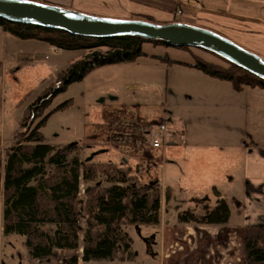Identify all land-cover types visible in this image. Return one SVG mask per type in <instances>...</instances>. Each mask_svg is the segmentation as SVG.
<instances>
[{
  "label": "rangeland",
  "instance_id": "obj_1",
  "mask_svg": "<svg viewBox=\"0 0 264 264\" xmlns=\"http://www.w3.org/2000/svg\"><path fill=\"white\" fill-rule=\"evenodd\" d=\"M178 22L207 29L202 27L200 23H192L183 18L179 19ZM212 32L235 43L232 38L225 37V35L215 31ZM235 44L238 45L237 43ZM143 46L144 52H151L153 50L151 45L145 44ZM239 47L253 53L242 46ZM50 52L47 50L41 51L33 55L30 60H18V63L15 60H10L8 57L0 55V180H2V168L4 167L6 149L12 143L24 109L43 90L54 83L58 73L66 69L71 62L78 60L73 57L69 59L70 55L67 58L64 56L65 54L57 53L56 55H52ZM164 52H167L170 59L178 62L192 63L191 55L193 54L207 62L223 67L226 66L217 57L199 49H190V52H186L162 47V49L154 51L156 54H163ZM260 58L262 59V57ZM145 59L147 60L144 63L149 66L152 63L151 59ZM262 60L264 61V59ZM141 62L142 60L139 63ZM115 66L123 67V69L116 68ZM157 67H145L142 72H137L138 70H135L132 65L105 66L93 70L81 82L70 85L50 105L49 111H52L62 103L71 100L65 109L53 113L41 129L43 143L56 147L76 145L82 169L93 163L109 164L120 162L121 159L115 155H111L110 150L103 144L107 143V139L113 135V140L125 145L123 142L126 140L123 141L120 138L122 135L120 131H116L114 128L123 131L126 126L131 124L135 126L134 115H132L135 112L129 107L136 106L140 107L137 109V116L139 115L140 119H143L142 121L145 123L149 121L163 123L171 135L175 132L174 128L177 126H182L186 135H196V127L202 125L204 130H206L205 135L216 134L217 137L226 139L225 144L227 148L233 147L231 141L234 139H236V142H239V145L244 147L246 145L253 146V136L264 137V91L247 88L240 93H236L229 83L211 79V83L215 85L209 87L208 102L205 101L204 107L201 109L197 99L193 98L191 102L188 101L187 103L186 101V103H183L182 99L177 97L174 91V87L182 88L180 85H186V82L182 81L184 77L182 75L184 72L181 68L182 66H173L171 70H169L170 67H158V69ZM171 73H178V79L171 84V88L169 89L170 83L168 84V82ZM168 92L174 94L176 98L168 96ZM116 106L125 107L126 109L124 110L127 112L122 114L121 109L123 108H116ZM128 115H131L132 119ZM199 117L202 118L199 119ZM116 132L119 133L116 134ZM130 144H132L130 151L135 152V149H137L136 142L133 141ZM147 151L150 152V158H154L157 155L156 159L144 161L149 169H146L141 164L134 163L131 159L126 164L129 168H132L127 171L131 182L135 181L139 186L153 184L152 187H156V183L154 182L158 183V181L152 176L150 167L160 160L159 157L163 152L162 150ZM162 157L165 159L162 158L161 166L165 164V161H169L168 154ZM240 167L241 170L236 175V177L238 176L236 184L240 183L241 187L244 188L245 178L243 173L245 171L242 168L243 163L240 164ZM164 174L168 179V171L159 172L160 176ZM93 185L102 188L107 187L109 184L102 175H97L96 179L90 182H86L80 178L79 198L83 199L84 189ZM221 188L226 196L231 192L227 187L221 186ZM210 193H212L211 190ZM160 195H162L163 204L160 210L158 225L125 226L123 228L125 237L131 245V251L135 255L132 261H91L87 264H161L162 255L159 248V239L161 233H163L161 231L163 226L169 227L173 225L174 227V223H179L177 220L178 214L182 212L205 213V211L214 208L213 206L217 204L212 201L211 203L200 201V204H202L198 209H195V206L198 204L195 203L194 206L189 199L183 198L178 191L169 195L167 200L164 193L161 192ZM82 203V200H80L77 208L79 220L78 249L73 251L56 250L51 256L42 260H32L29 258L23 237L17 235L5 236L3 234L1 229V206L0 264H66L72 257H77L78 264H83L81 254L85 224ZM227 204L229 205V203ZM230 205L232 207L233 218L229 226H238L235 224V220L237 219L235 218V206L232 203ZM244 228L240 232L229 231L225 235L226 238L223 236L216 240L213 233L203 235V239L207 238L211 241L209 245L212 252L205 258L207 260L205 264H241L243 258L242 234ZM202 237L197 240L194 238L193 240L195 241L191 240V238L180 241L183 248L179 247L180 252L178 253L184 257L185 262L180 263L179 261L177 263L179 259L174 262L175 260L167 257L165 264H199L203 258L198 257L200 260H197L196 253L202 247ZM165 239H167V235ZM169 242L166 241V245ZM174 246H169V248L172 249ZM181 260H183L182 257Z\"/></svg>",
  "mask_w": 264,
  "mask_h": 264
},
{
  "label": "trees",
  "instance_id": "obj_2",
  "mask_svg": "<svg viewBox=\"0 0 264 264\" xmlns=\"http://www.w3.org/2000/svg\"><path fill=\"white\" fill-rule=\"evenodd\" d=\"M0 30L20 41H38L58 50L85 53L80 60L72 62L58 73L54 83L24 109L12 143L6 149L2 168L0 208L2 206L3 234L23 237L27 254L32 260L46 259L56 250H77V208L82 200L85 224L82 263L132 261L135 255L123 228L158 225L159 189L131 182L127 170L119 169L111 163L92 164L82 169L76 145H46L43 143L41 129L53 113L65 109L71 100L49 111L52 101L70 85L81 82L93 70L105 66L135 64L139 59L148 57L142 49L145 44L173 47L162 41L135 37L110 40L83 38L61 31L11 24L1 19ZM174 49L190 52L187 47ZM191 56L192 63L172 60L167 54L150 58L168 68L184 66L210 79L227 82L236 93L247 88L264 91L263 80L218 56L213 55L224 62L225 67L193 54ZM97 175L104 176L109 186L86 187L83 199L79 198L80 178L90 182ZM228 219L229 209L224 201H219L205 215L182 212L177 217L179 223L202 225H225ZM242 241L241 264H264V226L245 227ZM66 264H78V258L72 257Z\"/></svg>",
  "mask_w": 264,
  "mask_h": 264
},
{
  "label": "crops",
  "instance_id": "obj_3",
  "mask_svg": "<svg viewBox=\"0 0 264 264\" xmlns=\"http://www.w3.org/2000/svg\"><path fill=\"white\" fill-rule=\"evenodd\" d=\"M29 1L61 7L94 17L119 20H136L137 18L144 21L147 19L149 22L158 25L176 23L179 19L183 18L192 23H200L202 27L221 33L225 35V37L232 38L239 46L252 51L264 59V0ZM178 12H180V14H178ZM0 44V55L8 57L10 60H15L16 63H18V60H30L33 55L44 50L48 52L51 51L50 53L52 55H56L57 53L65 54L64 56L67 58H69L70 55L69 59L73 57L80 60L84 56L83 51L67 52L54 49L43 42L20 41L9 35L3 34L1 30ZM152 48L153 50L151 52L143 51L148 55V57L145 58L167 54V52L163 54L154 53V51L160 48L162 49L160 46H152ZM53 49L55 52H52ZM145 58H141L135 64H131L135 70H138L137 72H142L145 67H165L152 58H150L152 63L148 66L144 63V61L147 60ZM140 60H142L143 63H139ZM115 67L123 69V67ZM172 68L173 67H170L169 70ZM181 68L184 70L182 73L184 76L182 81L186 82V85H184L185 87L180 85L182 88H178L177 86L174 87L177 97H180L183 103H186V101L187 103L188 101L191 102L192 99L195 98L198 100V104H200V108L202 109L209 96V87L215 84L211 83V79L198 71L184 66ZM177 76L178 73H171L169 76V89L171 88V84L177 81ZM166 80L168 81V79ZM167 94L170 97L176 98L175 95L170 92ZM117 107L123 108V106H116V108ZM129 108L135 112V114L132 113V115H134L133 120H135V126L133 124L126 126L123 131L114 128V130L120 131V134H122L120 138L123 139V141L126 140L123 142L125 145L113 140V135L109 137L107 139L108 142L103 145L110 150L111 155H115L121 159L120 162L111 163L117 166V168L130 170L132 167L129 168L126 163L128 160L132 159L134 163L141 164L146 169H149L144 161L156 159L157 155L154 158H150V152L147 151L148 149L143 144V134L153 130V128L155 129L158 123L150 121L145 123L142 121L143 119H140L139 115L137 116V109L140 107L136 106ZM124 109L126 108L124 107L121 109L123 112L122 114L127 112ZM168 113H170V111H168ZM130 116L131 115H128V117L132 119ZM201 118L202 117H199V119ZM174 129L175 132L168 136L170 144L161 149L163 153L159 157L160 160L150 167L152 176L158 181V183L154 182L159 189L158 224L160 221V210L163 204L162 195H160V193H164L165 199L167 200L169 195H172L175 191H178L186 200L189 199L193 205L197 203V206L194 205L195 209H198L202 204H200V201L210 203L212 201L215 204L219 201H224L229 209V219L224 226L196 223H174V227L173 225L169 227L163 226L161 230L163 233H161L159 239V248L162 255L161 264L166 263L167 257L175 260L174 262L179 259L177 263H179V261L180 263L185 262L184 257L180 256L178 253L180 252L178 248H183L180 241L188 240L189 238H191V240L194 238L197 240L207 233H213L216 240L217 238L220 239V237L227 235V233L232 230L240 232L241 229L246 226H264V137L253 136V146L246 145L244 147L239 145V142H236V139H234L231 141L233 147L227 148L225 144L226 139L217 137L216 134L205 135L206 130H204L202 125L196 127V135H186L182 126H177ZM118 133L119 132H116V134ZM133 141L136 142L137 147L135 152L130 151L132 149V144L130 143H133ZM166 154H168L169 161H165V164L161 166L162 156ZM241 163H243L242 168H244L245 171L243 173L245 178L244 188L241 187L240 183L236 184V178L238 177H236V175L239 174L241 170ZM163 171H168V179L165 177V174L162 176L159 175V172L161 173ZM152 185L153 184L144 186ZM221 186L227 187L231 191L228 196L222 192ZM210 190L212 193H210ZM243 193H245V195H243ZM227 203H229V205ZM231 203L236 209L235 218L237 219L235 220V224L238 226H229L233 218ZM212 209L205 211V213H200L205 215ZM192 213L196 216H202L200 213ZM166 235L167 239H165ZM203 238L204 236L202 237V249L199 248L196 253L197 260H200L198 257L203 258L199 264H205L207 262L205 258L212 253L209 245L211 241L207 238ZM224 238H226V236ZM166 241H170L169 244H167L168 246L166 245ZM155 245L157 246V244ZM173 245L176 247L174 246L172 249L169 248V246ZM181 257L183 260H181Z\"/></svg>",
  "mask_w": 264,
  "mask_h": 264
},
{
  "label": "water",
  "instance_id": "obj_4",
  "mask_svg": "<svg viewBox=\"0 0 264 264\" xmlns=\"http://www.w3.org/2000/svg\"><path fill=\"white\" fill-rule=\"evenodd\" d=\"M0 19L65 32L72 36L110 40L135 37L162 41L173 48L199 49L239 67L264 81V61L232 41L185 23L158 25L142 20L101 18L29 0H0Z\"/></svg>",
  "mask_w": 264,
  "mask_h": 264
},
{
  "label": "built area",
  "instance_id": "obj_5",
  "mask_svg": "<svg viewBox=\"0 0 264 264\" xmlns=\"http://www.w3.org/2000/svg\"><path fill=\"white\" fill-rule=\"evenodd\" d=\"M178 14H180V12H178ZM54 49L52 52H55ZM170 134V131L166 129L163 123H158L156 124L155 129L143 134V144L150 151L161 150L170 144L168 140Z\"/></svg>",
  "mask_w": 264,
  "mask_h": 264
}]
</instances>
